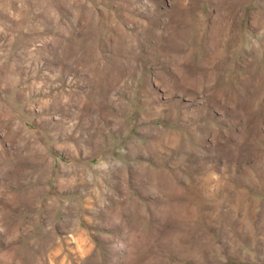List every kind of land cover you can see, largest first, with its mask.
I'll return each instance as SVG.
<instances>
[{
  "label": "rangeland",
  "instance_id": "obj_1",
  "mask_svg": "<svg viewBox=\"0 0 264 264\" xmlns=\"http://www.w3.org/2000/svg\"><path fill=\"white\" fill-rule=\"evenodd\" d=\"M0 264H264V0H0Z\"/></svg>",
  "mask_w": 264,
  "mask_h": 264
}]
</instances>
